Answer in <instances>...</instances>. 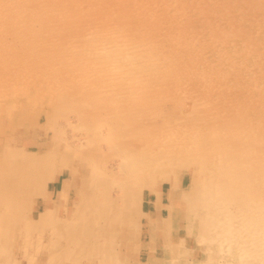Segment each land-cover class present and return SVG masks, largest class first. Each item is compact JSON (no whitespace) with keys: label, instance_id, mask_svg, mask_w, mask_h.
I'll use <instances>...</instances> for the list:
<instances>
[{"label":"rangeland","instance_id":"374dc122","mask_svg":"<svg viewBox=\"0 0 264 264\" xmlns=\"http://www.w3.org/2000/svg\"><path fill=\"white\" fill-rule=\"evenodd\" d=\"M154 235L264 264V0H0V264H149Z\"/></svg>","mask_w":264,"mask_h":264},{"label":"crops","instance_id":"0c3cea01","mask_svg":"<svg viewBox=\"0 0 264 264\" xmlns=\"http://www.w3.org/2000/svg\"><path fill=\"white\" fill-rule=\"evenodd\" d=\"M158 212L159 213H156L155 217H157L158 219H161L164 215L160 213V210H158ZM149 217L152 220L151 214H149ZM163 219L164 218H162V220ZM171 227L174 228V230H171L169 234L172 235V237L176 235L178 240L186 245L188 236L184 234L182 232L183 230H181L179 227H175V226H171ZM157 237H158L157 235H154V239L151 238L150 241H146L145 239V241L141 243L140 253L145 252V254H147L148 248L152 249L155 247V250L161 254L158 253V255L156 254V255H153L147 258L149 264H166V263L171 264L169 263V256H170L169 248L163 247V242L160 245L161 242H158Z\"/></svg>","mask_w":264,"mask_h":264},{"label":"bare ground","instance_id":"6f19581e","mask_svg":"<svg viewBox=\"0 0 264 264\" xmlns=\"http://www.w3.org/2000/svg\"><path fill=\"white\" fill-rule=\"evenodd\" d=\"M108 255V254H107ZM106 262V261H105Z\"/></svg>","mask_w":264,"mask_h":264}]
</instances>
